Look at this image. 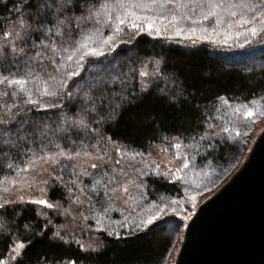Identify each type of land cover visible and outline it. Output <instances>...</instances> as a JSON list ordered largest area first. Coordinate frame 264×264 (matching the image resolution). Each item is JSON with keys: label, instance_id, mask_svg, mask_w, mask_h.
I'll use <instances>...</instances> for the list:
<instances>
[{"label": "snow or ice", "instance_id": "6c2138e0", "mask_svg": "<svg viewBox=\"0 0 264 264\" xmlns=\"http://www.w3.org/2000/svg\"><path fill=\"white\" fill-rule=\"evenodd\" d=\"M173 3L151 0L153 6ZM208 6L223 7L213 0ZM230 7L242 11L230 13L238 18L228 22L229 28L251 24L244 35L264 33V0ZM138 8L151 10L144 0H0V172L5 174L0 180V216L9 209L16 216L0 219V239L6 246V254L0 253V264H24L32 244L27 236L32 225L21 223V213L28 205L37 206L35 216L43 217L42 236L46 235L43 229L53 224L51 214L64 218L51 237L58 242L54 247L64 249L63 253L40 264H81L90 254H101L105 245L97 234H118L100 225L110 220L113 211L127 207L134 188L143 187L142 181L137 182L141 170L125 162L129 154L123 147H115L116 142L107 135L108 127L154 89L170 106L190 103L187 97L169 93L168 78L158 65L151 72L146 66L127 72L93 67L102 63L98 58L104 54L90 44L99 26L114 23V32L120 33L121 26L130 22L133 29L142 30L143 24L136 21L150 18L139 15ZM210 16L217 13L210 11L203 19ZM173 22H177L176 17ZM223 23L217 19V24ZM69 61L75 67L61 73V66ZM241 108L248 118L264 117V110L254 112L247 105ZM41 111L55 119H45L39 115ZM175 139L179 141V137ZM206 139L207 135L200 137L201 141ZM181 146L180 142L175 144L176 148ZM138 155L143 154L133 153L129 159L134 161ZM10 173L23 178L9 180Z\"/></svg>", "mask_w": 264, "mask_h": 264}, {"label": "trees", "instance_id": "16d2710c", "mask_svg": "<svg viewBox=\"0 0 264 264\" xmlns=\"http://www.w3.org/2000/svg\"><path fill=\"white\" fill-rule=\"evenodd\" d=\"M213 2L223 7L209 8V0H174L173 4L163 6H153L151 0H144L151 10L136 9L139 15L150 18L136 21L143 24L142 30L133 29L129 22L121 26L122 32L115 33L114 23L105 22L93 35L90 44L104 53L98 58L102 63L93 65L94 68L127 72L133 67L141 69L146 66L151 72L158 65L168 78L169 93L175 92L181 99L187 97L190 103L170 106L158 98L159 93L154 89L143 94L108 127L107 135L116 142L115 147H123L129 154L125 162L135 164L141 170L137 182L142 181L143 187L134 188L127 207H119L111 213L110 220L106 219L100 225L118 235L98 233L105 247L101 254L92 253L81 264H166L179 230H171V238H168L163 229L170 224L179 227L180 220L191 211L193 205L187 193L198 184L208 182L204 193L228 179L252 145L253 133L264 117L248 118L241 106L247 105L254 112L264 110V99H261L264 96V33L256 37L250 32L244 35L253 25L229 28L228 22L238 18L230 16L231 12L242 11L230 5L259 0ZM210 11L216 12L217 16L204 20ZM247 15L251 17V13ZM173 17L177 22H173ZM217 19L224 23L217 24ZM256 25H259L257 20ZM74 67L72 62H66L61 66V73L70 72ZM135 90L139 92L138 87ZM253 100L255 104L250 103ZM237 108L241 111H234ZM39 115L55 119L51 113L41 111ZM224 128L229 131H222ZM237 132L241 135L237 136ZM202 135H207L208 139L201 141ZM177 142L181 143L180 148L175 147ZM209 143L213 147L209 148ZM112 147L109 145L110 150ZM133 153L143 155L131 161L129 157ZM184 163L189 166L184 168ZM129 173H132L131 168ZM195 173L199 175L195 179L197 184L184 180L187 174L194 176ZM18 178L23 177H18L17 173L8 175L9 180ZM205 178L207 181L203 180ZM4 179V172H0V180ZM35 195L38 197L39 193ZM36 207L25 206L26 210L21 213L24 217L21 223L32 225L27 234L32 244L24 257V264H40L45 258L51 261L64 251L54 247L58 242L51 239L64 218L50 213L53 224L43 229L46 235L42 236L39 233L44 220L35 216ZM162 207H165L163 219L146 226L150 216ZM9 216L16 218L9 209L0 219ZM91 223L96 226L95 220ZM77 238H80L79 234ZM83 239L87 242V237ZM72 248L77 246L73 244ZM0 253L6 254L2 239Z\"/></svg>", "mask_w": 264, "mask_h": 264}, {"label": "water", "instance_id": "95a60500", "mask_svg": "<svg viewBox=\"0 0 264 264\" xmlns=\"http://www.w3.org/2000/svg\"><path fill=\"white\" fill-rule=\"evenodd\" d=\"M253 138L232 176L189 215L173 264H264V125Z\"/></svg>", "mask_w": 264, "mask_h": 264}, {"label": "rangeland", "instance_id": "374dc122", "mask_svg": "<svg viewBox=\"0 0 264 264\" xmlns=\"http://www.w3.org/2000/svg\"><path fill=\"white\" fill-rule=\"evenodd\" d=\"M257 21H259V19H257ZM264 125V118L261 120V122L260 123H258L257 124V128H256V130L254 131V133H253V137H255V135H256V133H257V131L262 127ZM252 137V138H253ZM254 139V138H253ZM253 139H252V141H253ZM252 143V142H251ZM250 148V147H249ZM249 148L245 151L246 152V154H247V151L249 150ZM245 154V155H246ZM245 155H244V157H245ZM243 157V158H244ZM243 158H242V160H243ZM241 160V161H242ZM241 161H240V163H241ZM237 167H238V164H237ZM237 167H236V169H237ZM235 169V170H236ZM234 170V171H235ZM196 176H199L198 175V173H195L194 174V176L193 175H191V174H187L186 176H184V180L185 181H187V182H189V184H197V182H196ZM207 178V177H206ZM206 178L205 179H203V180H205V181H207L206 180ZM221 184V183H220ZM220 184H218L217 186H215V187H211L210 189H208V190H206V192H204V193H202L203 191H204V189L209 185V183L208 182H206V183H201V184H198L197 186V188H192V190L191 191H189V193H187L188 195H189V200H190V204H192L193 206H191L192 208H191V211H188V213L185 215V217H183L182 218V221L180 220V225H179V227H176L174 224H170V225H168V226H166V228L165 229H163V231H164V235H166V237H168V238H171L170 237V232H171V230H179V233H178V237L176 238V240L174 241V243H173V250H172V252H171V254L169 255V257H168V259L166 260L167 261V263L166 264H173V259H175V256H176V253H177V250H178V246L180 245V242H181V239H182V236H183V232H184V230H185V226H186V223H187V219H188V217H189V215L192 213V211L196 208V205H198L205 197H206V195L208 196L209 194H210V192H212L213 190H215ZM192 197H195V200L193 201V199H192ZM166 207V206H165ZM165 207H162V209L161 210H157V211H155L151 216H150V218H149V220L147 221V223H146V226H148V225H151L152 223H154L155 221H157V220H161V219H163V216L165 215V213H164V211H165ZM134 218H136V216H134ZM152 221V223H148L149 221Z\"/></svg>", "mask_w": 264, "mask_h": 264}]
</instances>
